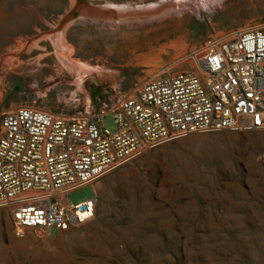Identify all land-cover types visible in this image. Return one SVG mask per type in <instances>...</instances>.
<instances>
[{"label": "rangeland", "instance_id": "rangeland-1", "mask_svg": "<svg viewBox=\"0 0 264 264\" xmlns=\"http://www.w3.org/2000/svg\"><path fill=\"white\" fill-rule=\"evenodd\" d=\"M144 5L168 10L124 13ZM85 6L104 7L110 22L82 16ZM261 24L264 0H0V115L18 106L85 115L206 39ZM65 59L98 72L97 82L77 90ZM101 125L113 130L110 114ZM263 156L258 130L157 146L70 191L72 205L95 195L93 217L48 237L15 238L0 209V264H264Z\"/></svg>", "mask_w": 264, "mask_h": 264}, {"label": "built area", "instance_id": "built-area-1", "mask_svg": "<svg viewBox=\"0 0 264 264\" xmlns=\"http://www.w3.org/2000/svg\"><path fill=\"white\" fill-rule=\"evenodd\" d=\"M110 114L111 132L102 128ZM264 131V24L214 35L110 105L85 115L18 106L0 115V209L23 238L92 219V185L157 146L188 135ZM264 163V156L260 157Z\"/></svg>", "mask_w": 264, "mask_h": 264}, {"label": "bare ground", "instance_id": "bare-ground-1", "mask_svg": "<svg viewBox=\"0 0 264 264\" xmlns=\"http://www.w3.org/2000/svg\"><path fill=\"white\" fill-rule=\"evenodd\" d=\"M207 1V0H206ZM185 2H182V6L184 7ZM172 5H175L173 3H170ZM157 5V4H156ZM178 5H180V3H178ZM167 6V5H166ZM165 7V5L163 6H159V7H156L154 9H149L146 16L148 17V13L149 14H155V13H158V12H164L165 10H163V8ZM103 12L102 13V17L101 19H103L104 21H108L110 22V13H108L105 8L103 7ZM142 10H144L143 8H141ZM139 10V8H133V9H128L127 12H124V13H129V12H132V11H137ZM168 10V8H167ZM166 10V11H167ZM125 11V10H124ZM165 11V12H166ZM120 13L121 12H117L116 15H117V19L119 20L120 18ZM167 13V12H166ZM55 42L58 43V41L55 40ZM54 42V44H56ZM61 43V42H60ZM56 49L58 52H64V53H67L65 54L66 56L70 53L66 48H63V45H56ZM63 53V54H64ZM62 65L64 66V68L66 69V71L68 72L69 76H71L72 78V83H73V86L79 90V91H83L84 90V82L86 80H93L95 82H97L96 80L98 79L99 77V73L98 72H91V70H89V68H87L86 65H82L78 62H74V61H71L69 59H65V61L62 63Z\"/></svg>", "mask_w": 264, "mask_h": 264}, {"label": "water", "instance_id": "water-1", "mask_svg": "<svg viewBox=\"0 0 264 264\" xmlns=\"http://www.w3.org/2000/svg\"><path fill=\"white\" fill-rule=\"evenodd\" d=\"M154 4V3H152ZM150 5V4H148ZM147 5L144 6H138L141 8H146ZM103 7H96V6H85V8L82 10L81 15L88 18V19H99V20H103L101 19L102 17V13L103 12ZM141 8H139V10L137 11H132L129 12L128 15H141V14H147L148 10H142ZM127 14V13H125ZM72 12H69L68 14H66L61 20H59L57 22V24L55 25L54 29L52 30V32H56L59 31L60 28L67 23L68 21H70L72 19Z\"/></svg>", "mask_w": 264, "mask_h": 264}]
</instances>
